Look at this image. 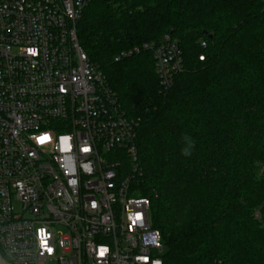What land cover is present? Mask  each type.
Instances as JSON below:
<instances>
[{
  "label": "trees",
  "instance_id": "trees-1",
  "mask_svg": "<svg viewBox=\"0 0 264 264\" xmlns=\"http://www.w3.org/2000/svg\"><path fill=\"white\" fill-rule=\"evenodd\" d=\"M77 34L139 121L133 195L164 264H264V0H92ZM167 34L184 62L168 92L150 50L114 59Z\"/></svg>",
  "mask_w": 264,
  "mask_h": 264
},
{
  "label": "built area",
  "instance_id": "built-area-1",
  "mask_svg": "<svg viewBox=\"0 0 264 264\" xmlns=\"http://www.w3.org/2000/svg\"><path fill=\"white\" fill-rule=\"evenodd\" d=\"M91 1L0 0V264H164L150 201L133 195L139 121L78 41ZM142 49L168 92L178 41L114 59Z\"/></svg>",
  "mask_w": 264,
  "mask_h": 264
},
{
  "label": "snow or ice",
  "instance_id": "snow-or-ice-1",
  "mask_svg": "<svg viewBox=\"0 0 264 264\" xmlns=\"http://www.w3.org/2000/svg\"><path fill=\"white\" fill-rule=\"evenodd\" d=\"M41 139V142H45L48 138L47 137H43V138H40ZM48 251H51V249L49 248ZM104 251H106V249H102L100 254L103 255Z\"/></svg>",
  "mask_w": 264,
  "mask_h": 264
},
{
  "label": "clouds",
  "instance_id": "clouds-1",
  "mask_svg": "<svg viewBox=\"0 0 264 264\" xmlns=\"http://www.w3.org/2000/svg\"><path fill=\"white\" fill-rule=\"evenodd\" d=\"M184 151H185V154H189V151H188V149H185Z\"/></svg>",
  "mask_w": 264,
  "mask_h": 264
}]
</instances>
